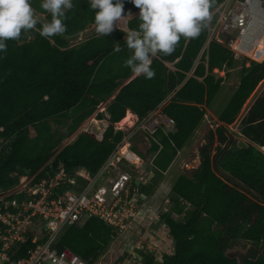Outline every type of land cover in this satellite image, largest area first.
<instances>
[{"label":"trees","instance_id":"1","mask_svg":"<svg viewBox=\"0 0 264 264\" xmlns=\"http://www.w3.org/2000/svg\"><path fill=\"white\" fill-rule=\"evenodd\" d=\"M225 1L211 0L210 12ZM40 2L32 0V7L48 22L51 16ZM124 8L125 14L136 11L129 18L128 29H137L139 9L131 0H125ZM94 16L89 0H73L64 34L41 37L38 29L42 23L38 21L36 29L8 41L7 52L0 54V187L17 186L22 175L39 172L54 157V163H62L68 173L84 167L97 174L123 141L124 134L116 133L115 125L127 112L144 119L169 98L163 113L175 121V129L167 133L158 128L153 146L144 155L152 158L156 177L165 175L175 158L186 153L205 126L207 114L212 113L223 125L216 132L208 131L201 168L192 177L176 173L167 193L173 207L161 218L174 242V254L160 259L142 254L143 264H239L227 257L228 250L241 243L264 248V153L253 145L264 147V93L240 128L252 143L249 148L229 141L228 129L264 81V49L259 58L242 56L233 50L231 35L221 36L223 42L212 39L206 47L210 39L207 22L198 38H182L171 55L153 58V79L133 78L125 66L131 55L124 39L126 31L115 29L108 36L98 35L70 48V39L94 26ZM117 43L118 53L114 52ZM112 97L107 108L109 125L102 138L82 132L61 148ZM99 117L104 119L103 114ZM215 140L218 146L212 157ZM154 192L153 184L144 188L146 195ZM115 236L114 229L103 221L90 219L67 229L58 248L96 264ZM27 237L4 264L29 258L34 249L32 232ZM116 247L113 263L121 264L127 253L123 244ZM246 264H264V256Z\"/></svg>","mask_w":264,"mask_h":264},{"label":"built area","instance_id":"2","mask_svg":"<svg viewBox=\"0 0 264 264\" xmlns=\"http://www.w3.org/2000/svg\"><path fill=\"white\" fill-rule=\"evenodd\" d=\"M211 16L206 47L212 39L223 42L221 36L236 30L237 37L234 36L231 46L246 56L242 52V47H246L243 41L253 39L248 28L256 29L264 24V0H228ZM125 26L118 28L125 29ZM105 110L103 107L101 112ZM152 113L144 119L132 115L129 123L116 124V133H129L95 175L84 167L68 173L62 163H54V157L39 172L22 175L17 186L0 187V262H10L13 249L24 245L32 232L34 249L19 264H88L69 249L59 250L58 244L67 229L90 219H99L113 228L115 240L122 239L128 231L130 234L136 231L127 241L131 250L124 247L127 255L141 258L142 254H151L149 247L145 248L143 235H139L142 227L137 222L144 210L149 214L140 205L144 198H149L144 188L148 187L146 181L154 175V170L151 160L137 154L134 137L147 131L155 133L158 128L170 133L176 126L162 109ZM217 122L218 128L222 126ZM152 205L150 215L157 214L158 218L161 209ZM129 264L132 263L129 261Z\"/></svg>","mask_w":264,"mask_h":264},{"label":"clouds","instance_id":"3","mask_svg":"<svg viewBox=\"0 0 264 264\" xmlns=\"http://www.w3.org/2000/svg\"><path fill=\"white\" fill-rule=\"evenodd\" d=\"M131 3L139 9L140 23L137 29H128V19L125 29H121L127 32L124 39L131 50L125 66L134 75H143L148 80L156 74L151 67L153 58L158 54L171 55L182 38L185 41L198 38L211 21V13L219 8L210 12L211 0H131ZM89 4L95 11V31L103 37L120 29L116 28L118 22L131 14H125V0H89ZM40 7L51 16L38 29L40 36L51 39L64 34L66 13L73 8V0H41ZM37 24L32 0H0V54L7 52L8 41L19 39L22 32L36 29ZM120 51L117 43L114 52Z\"/></svg>","mask_w":264,"mask_h":264},{"label":"rangeland","instance_id":"4","mask_svg":"<svg viewBox=\"0 0 264 264\" xmlns=\"http://www.w3.org/2000/svg\"><path fill=\"white\" fill-rule=\"evenodd\" d=\"M131 10V9H130ZM131 14H129L125 19H122L118 22L117 27H124L125 22L128 21L129 17L132 15L136 14V11H131ZM127 15V14H126ZM36 18L40 23H45L44 21V16L39 15L36 13ZM229 35L231 36H236L237 37V32L236 30H231ZM98 36V34L95 31V27H89L85 32H83L81 35L78 37H75L73 39L69 40L70 43V48L77 47L81 45L82 43L90 40L92 37ZM264 38V37H263ZM261 45L256 51L254 52H249L247 57L250 58H259L261 55L262 49H264V40L262 41ZM136 76V75H135ZM218 77H222V73H217ZM236 82V80H233ZM231 81V84L234 82ZM264 93V81L259 84L255 92L251 95L250 99L247 101L246 105L244 106L239 118L237 119L236 123L232 125L231 127H228L230 130V135L231 137L229 138V141H232V143H235V141H239V144L242 143L243 148H249V145L252 143L246 139L242 134H241V126L243 124V120L245 117L248 115V113L251 111L252 107L254 106L255 102L257 99ZM114 100V97L109 99L108 101L104 102L102 106H98L96 112L88 118L82 125L81 127L71 136L67 137L61 148L69 145L72 143L82 132H90L96 134L99 138H102V135L104 134L105 130L107 129L109 125V115L106 114V110L102 111L103 107L109 106V104ZM170 100L169 98L164 101L158 108L162 109V113L164 112L165 107L168 105ZM100 113V115H104V119H101L97 115ZM105 113V114H104ZM155 113V111H154ZM152 113V114H154ZM218 119L213 116L212 113L207 114L204 124L205 126L198 132V135L194 141V143L186 149V153H180L176 158L175 162L171 166V169L162 176L156 177L155 171L154 175L150 176L147 179V188H149L152 184L155 185V192L152 195H148L149 198H144L142 205H140L141 209H148L149 214L147 213V210H144L138 219L137 224L141 225V230L139 231V235H143V241H145V248L148 249V251L151 252V255L156 257L157 259H160L163 255H173L174 254V242L170 238L168 234V230L164 226L165 224L162 221V215L167 213L168 211H171V201H170V196L167 194L170 190L171 184L173 183L174 176L176 173L179 174H184L185 176L192 177V173L196 170L197 168L200 167L201 163L203 164L202 158H201V150L202 148L209 143V132L208 131H214L216 132L218 127L216 126L218 124ZM124 121L122 120L118 125H123ZM56 127V126H54ZM62 134L66 133L65 129H59ZM129 132H125L124 135L126 137V134ZM154 133V132H153ZM151 133L150 131H147V133H141L138 134L137 136L134 137V144L136 147L137 154L141 155L144 157V155L150 151L151 147L154 144V134ZM30 135L32 137H35V131L33 129H30ZM251 143V144H250ZM254 147L259 149L261 152L262 148L264 147H259L253 144ZM218 144L214 143V146L212 148V153L211 156L214 157L216 153V147ZM148 160H151L152 158L150 157H145ZM150 165V164H149ZM152 166V165H151ZM202 166V165H201ZM201 168V167H200ZM155 204V206H159L161 209V214L158 213V218L156 217L157 214L150 215V208L151 205ZM153 206V205H152ZM142 211V210H141ZM159 214H160V219H159ZM173 217L175 219H178V217L173 214ZM159 219V220H158ZM132 231V230H131ZM148 231V232H147ZM138 233V231H137ZM136 235V231L134 233L129 231L122 237V239H116L112 242V244L109 246V248L106 250L104 255L96 262V264H105L107 262L108 264H114L113 259L116 253V249H118L116 246L123 244V251L125 252L124 247H128L129 250H131V246L127 245V241L131 239V237ZM138 236V235H137ZM153 236V237H152ZM253 245V244H238L237 246L233 248H243L245 249L246 247ZM232 248V249H233ZM259 248V247H258ZM262 250L263 248H259ZM231 250V249H230ZM136 259V260H135ZM135 260V261H134ZM143 264V258H139V256L132 257L129 253L126 256V259L123 263L121 264ZM0 264H2L0 262Z\"/></svg>","mask_w":264,"mask_h":264},{"label":"water","instance_id":"5","mask_svg":"<svg viewBox=\"0 0 264 264\" xmlns=\"http://www.w3.org/2000/svg\"><path fill=\"white\" fill-rule=\"evenodd\" d=\"M242 143H240V146L242 147ZM202 165V163H201ZM200 165V167H201ZM199 167V168H200ZM197 168V169H199ZM227 257L230 259H236L239 264H246L248 261L256 262L260 256H264V248L260 250L255 245H250L243 248H233L231 250H228Z\"/></svg>","mask_w":264,"mask_h":264},{"label":"bare ground","instance_id":"6","mask_svg":"<svg viewBox=\"0 0 264 264\" xmlns=\"http://www.w3.org/2000/svg\"><path fill=\"white\" fill-rule=\"evenodd\" d=\"M248 30H250L253 34V39H245L243 42V46L246 47H242V52L244 53V55H248L249 52H254L256 51L261 45L262 41L264 40V24L259 26L258 28H248ZM248 34H245V37H247ZM249 42V45H246V43ZM133 119V116L129 113L128 117H126L124 120V123H129V121H131Z\"/></svg>","mask_w":264,"mask_h":264},{"label":"crops","instance_id":"7","mask_svg":"<svg viewBox=\"0 0 264 264\" xmlns=\"http://www.w3.org/2000/svg\"><path fill=\"white\" fill-rule=\"evenodd\" d=\"M136 76H134L133 78H135ZM167 102H169V101H167ZM128 113H130V114H133L131 111H128ZM133 115H135V114H133ZM223 125V124H222ZM229 127V126H228Z\"/></svg>","mask_w":264,"mask_h":264}]
</instances>
